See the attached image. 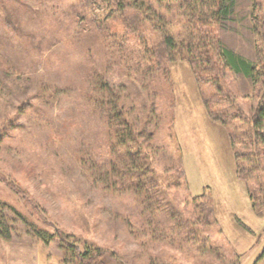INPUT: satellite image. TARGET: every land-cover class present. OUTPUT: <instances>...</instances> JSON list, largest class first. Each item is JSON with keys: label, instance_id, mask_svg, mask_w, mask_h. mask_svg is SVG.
<instances>
[{"label": "rangeland", "instance_id": "374dc122", "mask_svg": "<svg viewBox=\"0 0 264 264\" xmlns=\"http://www.w3.org/2000/svg\"><path fill=\"white\" fill-rule=\"evenodd\" d=\"M237 4L220 40L254 63L264 30L255 44L248 18L264 0ZM108 13L105 0H0V264H80L57 232L105 250V264H264V137H252L262 86L221 70L200 88L187 63L168 62L149 22L133 32L126 13ZM167 17L177 36L182 19ZM96 79L152 136L139 141L147 174L111 173L116 187L100 179L110 161L125 170L102 103L87 96Z\"/></svg>", "mask_w": 264, "mask_h": 264}, {"label": "trees", "instance_id": "16d2710c", "mask_svg": "<svg viewBox=\"0 0 264 264\" xmlns=\"http://www.w3.org/2000/svg\"><path fill=\"white\" fill-rule=\"evenodd\" d=\"M105 3L108 5L109 13L107 17L109 18H112L117 13L122 15L126 13L127 17L124 20V26L128 29L133 30L132 27L134 24L138 27H142L149 22L155 28L160 39L161 48L166 50L168 62L183 61L187 63L198 87L217 85L218 75L221 70L228 71L235 76L243 78L253 87L262 86L263 97H261L262 100L258 103V108L254 114L252 137L263 142L264 49L256 46L255 62L253 63L227 48L220 40L219 36V31L226 24L236 19L238 7L237 0H105ZM254 3L255 0H249L250 6H253ZM1 8H3V11L6 13H10L11 11H9L6 6ZM41 8L45 9L46 6L43 5ZM173 10H176L177 17L182 19V28L177 33V36H173L170 33L172 26L174 27L176 23H172V19L168 20L167 17ZM131 19L134 20L133 24L131 23ZM251 19L252 15H249L248 31L254 37L255 44H257V42L260 41L258 37H263L260 33L262 31L259 28V23L264 30V14L261 17L253 18V21H251ZM95 22L98 23L96 17L93 18L91 26H97V24H94ZM99 23H101V25L104 24L102 22ZM133 32L138 31L133 30ZM124 36L123 34V37ZM136 40L138 44L139 41L145 43L140 33L136 36ZM173 55H175V57ZM146 63L147 68L145 71L152 74L151 61H146ZM157 63L156 68L161 65L160 62ZM141 68L142 67L137 70ZM164 70L163 68L161 71L162 74ZM164 76H166V73H164ZM97 81L96 79L91 87L87 89V96L94 105L102 103L106 115V127L111 141L109 145L110 154L113 152H120V150L122 151V155L120 156L122 162L120 161V164H122V168L125 170L124 176H121V170L110 161L111 171L107 172L105 175H100V179L104 186L116 187V181L111 173L117 174L120 178H126L130 176L129 170L134 167L136 168V175L143 177L144 174H147V170L146 172L143 170L140 171L139 167L140 165L144 166L142 160L145 158H139L144 151L143 143L141 144L139 141L147 132L145 133V127H142L141 130L138 128L135 129L134 125H132L131 116H129L130 109H126L125 103L123 104L112 89L111 91L105 86V88H100ZM98 96H101V102L98 101ZM202 102L209 118L216 122L217 116L215 117V113L209 105V100L202 97ZM147 135L152 137L149 134ZM147 148V150H149V147ZM239 172V165H236L237 175H239ZM152 183L153 182H151V184ZM124 185L128 188V185L123 183L122 186ZM135 187L136 189L142 188L139 184H135ZM206 200L207 199L203 198V196H200L193 199L192 203H197L199 201L203 203ZM149 202L150 204L144 208L145 211L149 210L151 205H156L151 199ZM142 205L144 206V204ZM57 233L56 238L63 241L66 239L69 243L66 244L63 242L67 245L66 252L72 254L80 264H105L107 260L105 250H91V248L86 244H82L76 237L64 236L59 232ZM1 235H3L1 236L3 239H9L5 234H2V232ZM37 237L44 244H48L51 241L50 237Z\"/></svg>", "mask_w": 264, "mask_h": 264}, {"label": "crops", "instance_id": "0c3cea01", "mask_svg": "<svg viewBox=\"0 0 264 264\" xmlns=\"http://www.w3.org/2000/svg\"><path fill=\"white\" fill-rule=\"evenodd\" d=\"M235 175V174H234ZM236 178V177H235Z\"/></svg>", "mask_w": 264, "mask_h": 264}]
</instances>
